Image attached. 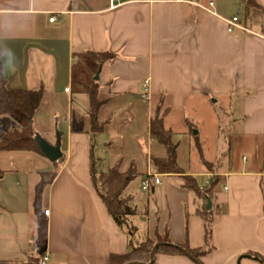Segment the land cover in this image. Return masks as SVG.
I'll use <instances>...</instances> for the list:
<instances>
[{
	"label": "crops",
	"instance_id": "0c3cea01",
	"mask_svg": "<svg viewBox=\"0 0 264 264\" xmlns=\"http://www.w3.org/2000/svg\"><path fill=\"white\" fill-rule=\"evenodd\" d=\"M118 1L112 8L111 0H0V86L43 89L36 135L62 152L42 199V211L50 210L45 264H108L110 254L130 249L129 235L95 189L92 146L99 172L117 163L135 171L125 195L136 209L130 217L136 240L168 231L174 244L202 247L201 212H212L215 248L201 263L158 254L154 264H260L245 253L264 255V12L238 15L242 0ZM234 16L246 30L228 31ZM105 52L115 57L102 63L94 54ZM145 79L148 99L141 95ZM93 85L105 123L94 137ZM158 110L185 174L200 187L222 177L209 196L184 186L179 174L157 172L154 158L168 156L151 136ZM224 128L231 130L224 135ZM16 129V120L0 114V139ZM54 162L35 151H0V262L30 263L38 238L35 187ZM148 173L161 183L143 190Z\"/></svg>",
	"mask_w": 264,
	"mask_h": 264
},
{
	"label": "trees",
	"instance_id": "16d2710c",
	"mask_svg": "<svg viewBox=\"0 0 264 264\" xmlns=\"http://www.w3.org/2000/svg\"><path fill=\"white\" fill-rule=\"evenodd\" d=\"M242 4L245 9L246 19L250 17V11L253 8H258L264 12V7L257 0H242ZM94 55L102 63L115 57V54L110 52L95 53ZM89 94L90 132L92 137H94L104 130L105 123L99 119V112L104 101L99 96L98 85L91 86ZM43 97V89L12 90L4 83L0 86V114H8L20 124V129L3 133L0 139V151L27 150L44 154L37 143L34 128V114L40 106ZM150 131L152 138L163 144L168 152V156L164 159L154 158L157 172L179 174L184 181V186L200 195L209 196L215 188L222 184V177L214 175L207 185L200 187L194 176L185 174L183 168L178 164V145L172 141V132L164 128L161 110H158L156 116L152 119ZM197 145L203 163L207 168H212L213 164L208 162L203 155L201 144L197 142ZM62 161L63 158H60L54 162L55 169L53 171L41 172L40 180L35 187L33 206L38 217V238L34 245V254H30L28 257V262L33 264H42V258L45 256L44 245L48 235V221L42 211V199L46 187L54 180ZM91 176L95 189L103 200L108 212L130 237V249L124 254H110L108 264H149L152 260V264H154L155 257L158 254L185 255L171 245L174 243H172L168 231L164 234H157L156 239L150 237L142 241L135 239L130 217L136 214V209L130 204L131 197L125 195L129 182L135 176V171L123 172L119 167V163H117L106 172H99L92 146ZM201 215L204 219L205 229L204 246L192 248L187 241L178 244L190 252L194 261L198 263H201V258L209 255L215 248L213 244V214L205 210L201 212ZM156 245L153 259L151 252ZM245 255L258 260L260 264H264V255L262 254L248 251Z\"/></svg>",
	"mask_w": 264,
	"mask_h": 264
},
{
	"label": "built area",
	"instance_id": "2783aa9c",
	"mask_svg": "<svg viewBox=\"0 0 264 264\" xmlns=\"http://www.w3.org/2000/svg\"><path fill=\"white\" fill-rule=\"evenodd\" d=\"M179 1H190V2H194L196 4H199V0H179ZM209 4L211 6L214 5V3L212 1ZM118 5H119V1L118 0H111V7L112 8H115ZM54 19H55V16H52L50 18L51 21H53ZM235 28H240V29L246 30V27L244 26V24L242 22L239 21V18L237 16H234V17H232L231 19L228 20V31L232 32ZM149 85H150L149 79H145L144 82H143V92L141 94L142 98H144V99H148L149 98ZM67 90H68V88H67ZM152 182L155 183V184H158V183H161V180L157 176H155L153 173L146 174L145 178L142 180V183H141L142 189L143 190L148 189ZM49 212H50L49 209L44 211V213L46 215H48ZM47 260H48V256L45 255L42 258V264H45V262Z\"/></svg>",
	"mask_w": 264,
	"mask_h": 264
},
{
	"label": "water",
	"instance_id": "95a60500",
	"mask_svg": "<svg viewBox=\"0 0 264 264\" xmlns=\"http://www.w3.org/2000/svg\"><path fill=\"white\" fill-rule=\"evenodd\" d=\"M36 140L39 145V148L41 151L48 156L52 161H57L62 157V152L60 149V146L58 145H52L49 142H47L41 135L37 134L36 135ZM211 207V200L208 199V204L207 208L210 209ZM158 245V244H157ZM157 245L153 248L151 252V257L154 259L155 256V251ZM173 247L177 248L178 250L182 251L185 255L190 257L191 259L194 260L193 256L188 252L184 247L178 245V244H171ZM153 260L149 263L152 264ZM0 264H33V263H10V262H0Z\"/></svg>",
	"mask_w": 264,
	"mask_h": 264
},
{
	"label": "rangeland",
	"instance_id": "374dc122",
	"mask_svg": "<svg viewBox=\"0 0 264 264\" xmlns=\"http://www.w3.org/2000/svg\"><path fill=\"white\" fill-rule=\"evenodd\" d=\"M238 15H240V16H243V15H245V13H244V9L243 8H241L240 10H238V12H236ZM207 130H209V127H208V129ZM229 130H231L230 128H224V135H226V133L227 132H229ZM205 139H206V142H207V145H210V147L211 148H213L214 147V141H215V137L213 136V135H208V136H206L205 137ZM201 179V181H204V179L205 178H203V177H201L200 178ZM139 181V176L137 177V181L135 182V185H134V188H136L137 187V182Z\"/></svg>",
	"mask_w": 264,
	"mask_h": 264
}]
</instances>
